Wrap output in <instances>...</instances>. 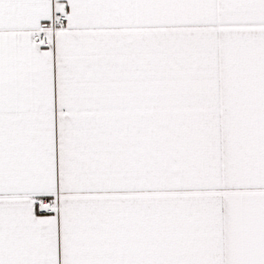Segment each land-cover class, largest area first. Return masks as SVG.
Wrapping results in <instances>:
<instances>
[{"label": "snow or ice", "instance_id": "6c2138e0", "mask_svg": "<svg viewBox=\"0 0 264 264\" xmlns=\"http://www.w3.org/2000/svg\"><path fill=\"white\" fill-rule=\"evenodd\" d=\"M0 264H264V0H0Z\"/></svg>", "mask_w": 264, "mask_h": 264}]
</instances>
